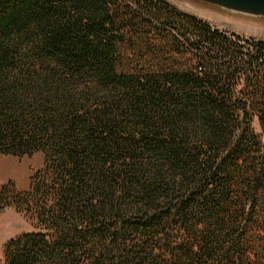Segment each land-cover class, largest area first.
<instances>
[{
    "label": "trees",
    "instance_id": "1",
    "mask_svg": "<svg viewBox=\"0 0 264 264\" xmlns=\"http://www.w3.org/2000/svg\"><path fill=\"white\" fill-rule=\"evenodd\" d=\"M38 152L0 264H264V40L168 0H0V153Z\"/></svg>",
    "mask_w": 264,
    "mask_h": 264
},
{
    "label": "rangeland",
    "instance_id": "2",
    "mask_svg": "<svg viewBox=\"0 0 264 264\" xmlns=\"http://www.w3.org/2000/svg\"><path fill=\"white\" fill-rule=\"evenodd\" d=\"M179 9L194 14L212 25L226 28L244 37L264 40V17L233 12L201 0H168ZM257 129L258 125L255 123ZM43 153L33 156H13L0 153V188L9 181L18 190H27L30 177L43 166ZM33 219L25 218L13 207L0 211V261H3L4 246L10 239L24 232L34 231Z\"/></svg>",
    "mask_w": 264,
    "mask_h": 264
},
{
    "label": "water",
    "instance_id": "3",
    "mask_svg": "<svg viewBox=\"0 0 264 264\" xmlns=\"http://www.w3.org/2000/svg\"><path fill=\"white\" fill-rule=\"evenodd\" d=\"M224 9L251 16L264 17V0H201Z\"/></svg>",
    "mask_w": 264,
    "mask_h": 264
}]
</instances>
